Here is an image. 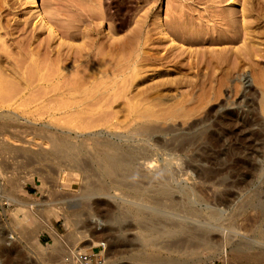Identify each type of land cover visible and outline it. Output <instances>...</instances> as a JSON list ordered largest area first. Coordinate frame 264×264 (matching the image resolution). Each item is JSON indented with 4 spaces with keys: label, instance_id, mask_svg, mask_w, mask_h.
I'll return each mask as SVG.
<instances>
[{
    "label": "rangeland",
    "instance_id": "rangeland-1",
    "mask_svg": "<svg viewBox=\"0 0 264 264\" xmlns=\"http://www.w3.org/2000/svg\"><path fill=\"white\" fill-rule=\"evenodd\" d=\"M31 1L0 0V65L3 68L0 77H4L0 81L3 87L8 80L11 81L10 84L7 82L6 91H11L12 87H15L14 91L23 89V78L25 74L27 77L32 73L29 68L35 63L32 69L47 67L52 61L48 68H42L41 73L48 69L57 72L63 68L68 75L67 83H70L68 78L74 77L82 68L73 70L79 67L77 63L71 64L70 59L64 64L61 60V65L55 55L58 56L60 51L68 53L69 50L72 55L69 48L74 44L76 49H86L88 45L93 46L95 51L104 46L101 52L114 41L131 39L134 44L128 70L123 68L122 72L115 71L116 74L111 70L105 71L106 68L104 73L100 68L95 71L98 70V80L103 77L100 80L102 84L110 81L109 74L118 76L114 81L119 86L114 89L111 98L118 99L117 103L128 101L135 104V109L141 112L137 116L142 120L136 115L125 117L123 114L82 120L79 117L36 120L12 115V107L31 98L34 93L37 98L39 93L42 94L40 89L45 90V85L35 83V90L29 92L30 88L29 91L23 89L20 94L17 91V97L12 95L16 94L12 90V101L0 108V142L12 151L23 154L27 151L35 157L34 152L45 155L50 149L48 140L33 134L19 139L14 134V126L35 125L55 130L58 126H66L64 131L70 133L71 130L74 137L89 139L94 135L149 152L153 157L152 163L138 159L139 169L149 175L157 174L161 168L173 170L172 185L191 191L192 196L188 198L177 192L174 195L176 208L171 209L156 204L154 193L147 192L150 200L146 201V198L140 199L142 197L129 185L106 180L110 187L107 195L94 196L85 201L80 196L87 185L82 170L71 166H58V169L55 165L57 161L52 157L44 161L38 157L35 160L32 156L34 162L27 163L23 157L16 161L11 159L13 154H0V159L7 164V170L0 171V229L4 231L6 247L13 243L17 245V264H78L75 259L78 252L97 254L99 251L103 254L104 264H264V205L247 206L252 193L262 192L264 188V85L254 83V74L247 65H242L240 77H234L237 81L234 78L231 83L217 81V77L223 74L221 69L226 66L223 54L243 48L246 33L253 31L250 34L254 33L258 37L256 40L263 43L264 0H35L36 4ZM147 13V20H139ZM43 21L54 27L55 35ZM221 37H225L224 42L215 40ZM47 53L51 55V60L46 57ZM115 55L114 61L121 60V53ZM45 57L49 61L46 59L44 62ZM113 59H110L111 62H114ZM222 59L223 62L220 61ZM256 59L262 65L260 75L264 78V58L258 56ZM2 63L5 65L2 66ZM12 66L16 71L13 72ZM82 67L84 73L88 74L86 69L89 74L94 73L95 67L89 64ZM72 70L74 74H71ZM8 71H11L10 77ZM96 78L92 77L90 83L96 82L99 88L101 83H97ZM50 80L54 82H49L51 87L56 88L54 84L57 83L62 85L55 79ZM239 81L242 84H237ZM51 87L49 89H53ZM125 90L127 93H124ZM6 91L2 92L3 95L7 94ZM60 91L62 89L52 90L50 96L56 97L54 94L57 93L56 99L66 100L72 95H62ZM9 95L1 98L5 101L10 99ZM142 110L151 111L152 122L167 130L156 133L151 139L136 136L138 128L149 119L146 118L148 113ZM208 115L211 119L205 120ZM80 125L82 128L79 130L77 126ZM130 134L135 136L128 139ZM183 140H188L183 151L172 154L168 147L179 146L184 143ZM188 204L197 212L190 213ZM142 206L147 209L142 219L154 218L153 213H161L162 224L171 219L191 224L207 222L213 227L210 232L212 243L208 246H179L175 241L179 235H164L157 239L158 242L143 246L139 239V233L143 231L137 227L139 216L133 214ZM212 212H218L219 219H214ZM120 213L126 214L124 221L131 223L132 229L122 230L121 220L116 218L119 223L115 221L114 216ZM148 230L145 232L150 233L153 229ZM101 243H105L104 249ZM246 245L249 247L246 248ZM239 248L247 253V256L241 257L243 259L238 258ZM4 258L5 261L0 264H12Z\"/></svg>",
    "mask_w": 264,
    "mask_h": 264
},
{
    "label": "bare ground",
    "instance_id": "bare-ground-1",
    "mask_svg": "<svg viewBox=\"0 0 264 264\" xmlns=\"http://www.w3.org/2000/svg\"><path fill=\"white\" fill-rule=\"evenodd\" d=\"M28 2H29V0H28ZM31 3L32 4H36L35 3V0H32ZM35 6H37V5H35ZM35 6H34L33 9H35ZM37 7H36V9H37ZM38 9H39V7H38ZM148 16H149V14L147 13V14H145V16H142V18L139 19V20H142V21L143 20H147ZM39 17L41 18V14H40ZM43 17H44V15H43ZM41 20H42V18H41ZM43 22L49 28L51 34L55 35V31L53 29L54 27H52L47 21H43ZM208 22H210V21H208ZM245 28H248V27L245 26ZM139 30H140V28H139ZM251 32H253V31H251ZM251 32H248V33L245 34V38H244L245 39V42L243 43L244 44V47L243 48L240 49V47H238L239 49L236 50V51H233V50L230 51V50H228L227 52H225V54H223V57L226 60L225 61L226 62V66H225V68L223 70L221 69V71H223L222 76L217 77L218 78L217 81L219 83H224V84L227 83V82L228 83H231V81L233 80V78L235 76L240 77V75H241V73H240L241 71L240 70L242 69V65H247V66H249L252 69V73L254 74V78H253L254 79V83L257 84V85H261V86L264 85V78L261 76L262 74L260 75V73L263 71L262 70V67H261L262 65H260L259 62H258V60L256 59L258 56H259V58L260 57L261 58H264V41H263L262 44H261L262 41L261 42H258V40H256L258 37L256 38V36L253 35L254 33L253 34H250ZM71 36H73V35H71ZM112 40L114 41L113 38H112ZM215 40H218L217 42H224L225 41V37L216 38ZM87 41H89V40H87ZM118 41H119V39H118ZM107 42H108V44L110 43L109 41H107ZM43 43L45 44V42H43ZM86 44H84V46H86ZM108 44H106V46ZM132 44H134V43L131 42V39L130 40H125L124 39V41L122 40V42H115L114 41V42L111 43V45L109 44L110 45V48H108L109 47V45H108L107 46V49L105 48L101 52H100V50H101L102 47L101 48L99 47L100 48L99 50L96 49V51H97L96 52L94 50V47L93 46L92 47L89 46L90 47L89 48V47H87L88 46L87 45L86 46V49L84 47H82V49H80V48L79 49L78 48L76 49L75 44H74V47L75 48L72 46V48H74V49L69 48V49L72 50L70 52V53H72V55L69 54V51L70 50L67 51L68 53H65L66 52L65 51L64 52L65 54H63V53H61L62 51H60V48H59V51H60V52H58L59 55L58 56H57V54L55 55L57 58H59V62L62 60V63L64 64V61H66V60L68 61V59H70L69 61L71 62V64H72V62L77 63V65L79 67V68L77 67L78 69L75 68L73 70H80V67H81L82 68L81 69L82 71H78V72H76L78 74H76V73L74 74V71L72 70L73 72H71V74L73 73L74 74V77H73V75H72V77L70 76V78H68V80H70V83H67V79H66L67 77L66 76H68V75H65V70H63V68H61L62 70L61 69H58L60 71H57V72L56 71L55 72H50V70L48 69V71H46V72L44 71V73L43 72L41 73V70H43L42 68H45L46 66L45 67H42V68L35 67V69H32V68L35 66L36 63L34 64L33 67L30 66L29 69L32 70L31 71L32 73H29L28 72L29 73L28 74L29 76L27 75V77H26V74H25V77L23 76L24 77L23 78L24 79V83H23L24 84V88L23 89H25V90L27 89V91L30 90L29 92H32V90H35V88H34L35 85L34 84L37 83L39 85L42 84L41 86L45 85V86H43V89L45 87V90H41L40 89V91L42 92V94L39 93L40 91L38 90L39 91L38 92L39 94L37 93L38 94L37 95V98H36V95L34 93L31 96V98H32L35 95L34 96L35 97L34 99H31V98L24 99L17 106L12 107V109H14V110H12L13 111L12 112L13 113L12 115L17 116L18 118L36 119V120H40L42 118L43 119H46V118H51V119L55 118L56 119L57 118V120L59 118V120H63V118H68V117L70 119L71 118H74V117H79V119L82 120L83 118H89V117H91V118L94 117L95 118V116H97L99 118L100 117H106V116H108V117L111 118V117L118 116V114H123L124 116L126 115L125 117H127V116L130 117L131 115H136L137 116V114L138 113H141V112H140L139 109H138L139 111L135 109V104H133L134 105L133 106L132 104H130L131 102H128L126 100H125L126 102L117 103L118 102V99L115 100V97H114L116 92H114V94H113V97L114 98H111L114 89L115 90L118 89L117 87L119 86L118 84L115 83L116 81H114V79H116L118 76L117 77L116 76L113 77L114 74L113 75L112 74H109L110 76H109L108 80H110V81H108L106 79L108 82L102 84V81H100V80H103V77H102V79L100 78V80H98L99 78L98 79L96 78V76H97V73L96 72L98 70L95 71L96 69H99L100 68L102 70H100V69L99 70L101 72H103V73L105 71H107V70H111L113 72H115V71L117 72V71H121L123 68H126V69L127 68H130L131 67V62H132L131 61L132 60V49H133L132 48L133 47ZM89 45H91V44H89ZM40 46H41V44H40ZM70 46H71V44H70ZM261 46H263V47H261ZM103 48H104V46H103ZM44 49H45V47H44ZM44 49H43V51H44ZM75 49H76V51H75ZM48 50L49 49H47L46 51H48ZM30 51H32V50H30ZM73 52H75V53H73ZM120 53L122 54V58H120L121 60L114 61L115 59H113V58H115L117 56L115 54L120 55ZM32 55H34V54H32ZM49 55L50 54H48V56L46 55V57H48V59H50V58L52 59L51 55L50 56ZM225 55H226V58H225ZM3 56H5V55H3ZM211 56H213V55H211ZM46 57H45V59L43 58L45 60L44 62H46L48 60ZM54 58L55 57H53V62H54ZM111 58L113 59L114 62H111V60H110ZM37 59L39 60V58H37ZM35 60H36V58H35ZM165 60H167V59L165 58ZM210 60H211V58H210ZM6 61H8V60H6ZM20 61H21V59H20ZM220 61L223 62L224 60L222 59ZM32 62H34V60ZM40 62H41V59H40ZM207 62H209V61H207ZM222 62H220V63H222ZM43 63H40V65L43 64ZM50 63H49V66H50ZM220 63H217V65L220 64ZM14 64H16V63H14ZM55 64H56V62H55ZM60 64H61V62H60ZM85 64H89V66L95 67L94 73L90 70L93 67H91L89 69L92 73L89 74L88 69H86V71L88 72V74L84 73L85 69L82 66H85ZM197 64H199V63H197ZM3 65H5V63L4 64L2 63V66ZM26 65L27 64L25 63V66ZM30 65H32V64H30ZM18 66H16V67H18ZM21 66H23V65H21ZM38 66H39V64H38ZM43 66H44V64H43ZM49 66L47 65L46 68H48ZM86 66H88V65H86ZM28 67H29V65H28ZM12 68H13V66H12ZM14 68L12 69L13 72L16 71L15 70L16 68L15 69ZM23 68H25V67H23ZM2 69L3 68L0 65V71H2ZM68 69H70V68H68ZM83 69H84V71H83ZM104 69H105V71H104ZM11 71H8V73H9L8 76L9 77L11 76L10 75V72ZM18 71H20V70H17V72ZM116 72H115V74H116ZM53 73H54V75H53ZM0 74H1V72H0ZM2 74L0 76H2ZM4 75L6 76L5 73H4ZM12 75L14 76V74H12ZM51 75H53V76H51ZM98 75H99V73H98ZM102 75H104V74H102ZM20 76H21V74H20ZM92 77H95L96 80L100 81V82L97 81V83H101V87L98 88L99 85L97 84L98 85L97 86L96 85V82H94V83L92 82V84L90 83V79ZM0 78L2 80L4 77L3 78L0 77ZM16 78H18V77H16ZM50 78L52 80L55 79V80L59 81V83L61 82L60 84H62V85L61 86L60 85L58 86L57 85L58 83H57V84H54V85H56V88H55V86L54 87H51L52 85L50 86V83H51L50 82L51 81ZM61 79H62V81H60ZM63 79H64L65 82H63ZM234 79H236V78H234ZM6 81H4V82H6ZM9 81L10 80H8L7 82L9 83ZM71 81H74V83H72ZM236 81H237V79H236ZM7 82H6V84L4 83L5 86L3 87V84L0 81V99H1L0 100V108L1 109L3 108V106L5 107V103H7V102L9 103L10 100L12 101V98L11 97H12V95H14V96L17 95V93H16L17 91H18L19 94H20V92L21 93L23 92V89H19L17 91H14L13 89L15 87H12L13 88L12 90L14 91L13 93H16V94H12L11 95V93H12L11 91L12 90L10 89L11 88L10 85H9L10 88L9 87L8 88L11 91L8 92L5 89L6 85H8ZM103 82H106V81H103ZM53 83H51V84H53ZM11 84H13V83H11ZM37 84H36V87H37ZM115 84H116V88H115ZM237 84H242V82L239 81V82H237ZM32 86H33L34 89H31ZM57 86H58V88H57ZM16 87H18V86H16ZM49 87H51L53 89H49ZM8 88H7V90H8ZM54 88H55V90H54ZM3 89L6 91L7 94L3 95V93L5 92ZM46 89H47V92H46ZM59 89H62V91H60L62 95L69 94V93L70 94L72 93V95H70V96H73L75 93H78V95L77 96H73V97H70L69 95H67L69 97H68V99L65 98L66 100H63V98L61 100H58L59 98L56 99L57 98V95H58L57 93L54 94L56 97L50 96V93L52 92V90L56 92ZM125 89H126V87H125ZM20 90H22V91H20ZM43 93H44V96H41V95H43ZM124 93H127V91L124 92ZM6 95L7 96L9 95L10 96L9 97L10 99H5V101H6L5 102L3 98H5L4 96H6ZM39 95H40V97H38ZM1 96L3 98H1ZM116 96H117V94H116ZM124 96H126V95L124 94ZM15 97H17V96H15ZM20 97L22 98V96H20ZM243 97L246 98L245 96H243ZM263 102H264V100H263ZM10 106H11V104L9 105V107ZM142 112H143V110H142ZM143 113H146L147 114L148 111L147 112H143ZM143 113H142V115H143ZM142 115H141V117H142ZM152 115L153 114L151 113V111H150V113L147 114V117L146 118H149L150 120L149 119H146L143 122V124L138 128L139 130H137L139 132L138 133L135 132V135L136 136L139 135L140 137H144V138H148V139L150 138L151 139L152 137L154 138V135L156 133L165 132L167 130V129H162L159 125H157V123H153L152 122V120H153L152 119L153 118ZM155 115H157V114H155ZM0 117H1V115H0ZM108 117H106V118H108ZM210 117H211V115H208L205 118V120H208V119L210 120L211 119ZM60 118H62V119H60ZM94 118H92V119H94ZM142 118H144V117H142ZM101 120H102V118H101ZM139 120H142V119L139 118ZM53 123H54V121H53ZM84 123H85V121H84ZM83 126H85V125H83ZM111 126H113V125H111ZM37 127L35 125L32 126V127L31 126H25V125L24 126L18 125L16 127L14 126V128H16L14 134L19 139H23L22 138L23 135L33 134L34 137H41L42 139L44 138L45 140H48L49 141L48 143L50 144V146H49L50 149L46 151V154L45 155L44 154L43 155L39 154L40 152L39 153L37 152L38 154H36V152H34L35 155H36V157L41 158V159H44V161H45V159H47L46 161H48V159L50 157H52L53 160H56L57 161V163L55 164V165H57V168H58V166H59V168L60 167H63V166H65V167L66 166H71V167H73L76 170L77 169L82 170L84 172L85 179H86V184L87 185H85L86 187L82 190V194L80 196L85 201L91 199L94 196L107 195V192H109L108 189L110 188L107 185V181L108 180L111 181V182H117L119 184L129 185L130 187H132L134 189V191L136 193L139 194V197H142L140 199L145 200V198H146V201H149L150 200L147 192L154 193L155 196H153V201L156 204H158L159 206L169 207L171 209H175L176 208V205L174 204V201H175L174 195L177 192L185 195L188 198H190L192 196L191 191H189L187 189H182V188H179V187H176V186L172 185L171 180L174 178V172H173V170H169L167 168H161V170L158 171L157 174H154V175H149V174H146V173L142 172V170L139 169L138 164H137L138 159L144 160L147 164H150L153 161V157H151L152 154L150 155L149 152H147V151H143L142 152L141 149H138L137 147L134 148V147H130V146H125V145H122V144H119V143L115 142L114 140L103 139V138H100L98 136H95L94 137V135H93V137L92 136L89 137V139L86 138V137H83V138H80V137H77V136L74 137L72 135V133H71V130H69L70 133H67L66 131H64V129H65L66 126L65 127L58 126V128L56 127L57 130H55V128L52 129L51 127H45V128L44 127L43 128L42 127L41 128H37ZM81 128H82L81 125H80V127L77 126V129L80 130ZM213 128H214V126H213ZM88 133H89V131H88ZM135 135L134 134L128 135V139L133 138ZM89 140H90V144H88V141ZM188 140H186L185 142H187ZM157 141H158V139H157ZM183 142H184V140H183ZM185 142L183 144L179 145V146H177V145H174V147L173 146L172 147L169 146L168 149L171 148V153L174 154V155H177V153L180 150H182V148L184 147ZM87 146H89L90 148L88 149ZM215 146H216V144H215ZM26 152H25V154H23L20 151H18V152L12 151L10 148H7L4 144H2L0 142V154H4V155L5 154H13L12 157H11L12 160L16 159V161H17V159L19 160V158H22L23 157V159L27 163H31V162L33 163L34 162L33 161L34 158L32 156H34V155L30 156L31 153L28 154L29 152L28 153H26ZM36 157H35V160L38 159V158L36 159ZM6 165L7 164H6L5 160L3 161V159H2L0 161V171H1V173L5 172L4 170H7V169H5V168H7ZM236 172H238V171H236ZM141 179H143L144 181L141 180ZM1 193H2V191H1ZM4 194L5 193L3 191V195ZM137 197H138V195H137ZM5 198L7 199L8 197H5ZM165 198H167V199H165ZM12 199H14V198H12ZM17 200H11V201L14 202V201H17ZM72 200H74V199H72ZM168 200H169V203H167ZM250 200L251 201L247 204V206H249V207H254L256 204L264 205V188H263V191L262 192L260 190H258L256 193H254V194L252 193V195L250 197ZM97 201H96V203H97ZM141 205H143V203ZM74 206H75V202H74V204L72 203V208H74ZM187 208H188L189 212L192 213V214L197 212V210L193 206H191V204H188ZM75 210L78 211L77 209H75ZM146 210H147L146 209V206H142L140 209H135L133 211V214L134 215L139 216V219H138V222H137V227L141 228V231H143V232L139 233L140 234L139 235V239L141 241V244H143V246L144 245H147L148 246V244L152 245V243L154 244L155 241L158 242V240H160L158 238L159 237L163 238L162 236H164V235H167V236L168 235H170V236H174V235L177 236V235H179L175 239V241H177V243L179 244V246L180 245H183V244L184 245L188 244V246H191V245L192 246H198V245H203V246L206 245V246H208V245H210L212 243L213 235L211 236V233L210 232L212 231L213 227H211L207 222H204L203 221V222H200V223H195V224L193 223V224H191L189 221H178V220H172L171 219V220L164 221V224H162L161 223L162 221H160L161 220V218H160L161 213H153L154 218H148V219L145 218V219H142V218H144L143 217V214L147 213ZM218 215H219L218 212H212V217L214 219H216V220L219 219L218 217L220 215L219 216ZM125 217H126V214L125 213H120L116 217L114 216V218L115 219L117 218L118 221H119V219L121 220L119 222H122V224H120V225H123L122 226V230L123 229L130 230V229L133 228L132 227V224L131 223H128L127 224L126 221H124L125 220L124 219ZM117 219L115 221H117ZM148 228H152L153 229L152 232L146 233L145 231H146V229L148 230ZM148 231H150V230H148ZM171 238H173V237H171ZM126 240H127V238H126ZM174 247L175 246L173 245V248ZM245 247L248 248L249 246L246 245ZM237 253L239 255L238 258L243 257V255L244 256H247V253H246L245 250H243V248L237 249ZM4 257L8 258L9 261L12 264H17V261H18V258H17L18 257V249H17V245L14 244V243L11 244L10 247H6L5 234H4V231L0 229V262L5 261V260H3ZM253 257H255V256H253ZM253 257H252V260H254ZM259 257H261V256H259ZM263 257H264V255H263ZM244 258H246V257H244ZM241 259H243V258H241ZM241 259H240V261H241Z\"/></svg>",
    "mask_w": 264,
    "mask_h": 264
},
{
    "label": "built area",
    "instance_id": "built-area-1",
    "mask_svg": "<svg viewBox=\"0 0 264 264\" xmlns=\"http://www.w3.org/2000/svg\"><path fill=\"white\" fill-rule=\"evenodd\" d=\"M100 245L103 249L105 248V243H101ZM75 259L78 264H104V257L100 251L97 254L78 252L77 254H75ZM210 264L216 263L212 262Z\"/></svg>",
    "mask_w": 264,
    "mask_h": 264
}]
</instances>
